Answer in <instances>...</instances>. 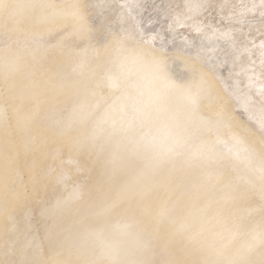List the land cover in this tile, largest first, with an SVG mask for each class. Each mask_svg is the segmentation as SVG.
Masks as SVG:
<instances>
[{"label":"bare ground","instance_id":"6f19581e","mask_svg":"<svg viewBox=\"0 0 264 264\" xmlns=\"http://www.w3.org/2000/svg\"><path fill=\"white\" fill-rule=\"evenodd\" d=\"M30 1L0 0V264L262 261L264 243L251 239L256 231L246 235L242 220L248 213L264 217V149L241 134L197 61L176 50L163 56L153 46L138 48L128 33L101 42L98 27L83 20L90 0ZM46 18L54 21L44 24ZM77 48L83 51L76 54ZM184 93L185 103L201 102L196 116L179 107ZM172 100L181 105L168 106ZM184 113L211 119L209 143L187 141ZM229 150L227 174L221 171L234 192L226 185L221 208L209 190L215 183L203 188L199 173L197 181L183 174L204 154L214 168ZM177 166L188 170L175 183L168 176H179ZM190 186L201 193L194 196ZM232 195L243 206L229 201ZM209 197L214 212L193 211ZM231 205L240 209L232 218L226 214ZM211 212L230 237L218 236Z\"/></svg>","mask_w":264,"mask_h":264},{"label":"rangeland","instance_id":"374dc122","mask_svg":"<svg viewBox=\"0 0 264 264\" xmlns=\"http://www.w3.org/2000/svg\"><path fill=\"white\" fill-rule=\"evenodd\" d=\"M90 1H91L89 3L90 5L87 7V9L91 8L92 9L91 13H88L90 12V10H87V9H85L86 11L84 10V4H81L83 5L81 6V9L82 7L83 9L82 10L80 9V11H83V12L85 11L87 13V17H85L83 20L87 22H91L93 26L94 25L96 26V27L94 26V28L97 29L98 27V29L101 31V37H100L101 42L106 39L105 37L107 38L111 36L116 37L121 34L128 33L129 35L131 34L130 40L133 41V43L138 48L140 47L137 44H140L142 45L141 47H145V48H148V47L151 48L153 46V47H156L158 51H160L162 54L165 53L163 54V56L166 54L168 55V53L171 52L172 50L174 51L176 50V52L180 53L182 56L192 59L194 60V62L197 61L199 68L205 74H207L209 79H211L212 82L214 83L215 89L218 92V95L220 97V101L221 103H223L222 104L223 107L225 106V110L227 109L226 111H228L227 113L229 114V116L231 118L233 117L232 119H235L234 122L238 125V130L240 129L241 134H243L246 137H249V139L255 141L258 144L261 143L260 145L262 149H264V0H95V1L90 0ZM28 2H27V5L29 6L33 4L32 3L30 5V3ZM30 2H32V0ZM22 3H25V2H22ZM23 5L25 4H20L17 6V8H19L20 6L23 7ZM3 6L2 8H6ZM0 8H1V5H0ZM47 9L48 8L46 7L42 9V11H44V14ZM27 12L30 13L28 10ZM27 12H26V15H28ZM36 14L38 15L37 12ZM49 19L46 18L45 20L46 22L44 24H49L51 22V18ZM83 20H81L80 22L82 23ZM53 21L54 20L52 19V22ZM110 26H111V29H110ZM119 26L120 28L118 29ZM143 33H145V35H143ZM77 37L79 36L77 35ZM85 38L81 37L82 39L81 41L84 42L83 40H85ZM42 39H40L41 41L39 40L40 41L39 43L43 41ZM86 40H87L86 42L88 43L89 40L87 38ZM87 43L85 44L88 45L89 47H91V45L92 46L95 45V47L98 46L97 44L98 42H96L94 39H92L90 43L88 44ZM85 44L84 45L82 44L79 46H85ZM80 50L83 51L82 48L81 49L77 48L74 51L78 52L76 54H80L79 53ZM119 50L120 49H117V52L115 53L114 51V53L118 54ZM161 53L160 55H162ZM42 61L44 62V60ZM58 64H60L59 67L60 66L62 67L60 68L61 70H63V72H65V74H68V72L71 73L69 70H67L68 69L67 65L61 64L60 62H58ZM84 79L82 78L81 80H84ZM186 86L187 85H185V87L183 88V92L187 88ZM181 96L183 98L181 102H184L186 94L184 93ZM196 101H199V100L196 99ZM196 101L194 102L191 101L193 105L191 104V102L189 103L184 102L185 105L183 104L182 106H179V107L185 108V106H189V109L191 108L192 112L193 110H195L194 111V114H195L196 111L200 110V106H202V105L198 106L201 102L199 101L195 103ZM179 102H180L179 100H176V101L172 100L168 106L175 107V105H181L179 104ZM190 105H192V107ZM193 106H194V109H192ZM195 106H197L196 108L198 107L199 108L196 109ZM194 114L191 116L192 118L189 116L187 117L188 114L186 113L183 114V116L188 118V121H190L188 126L185 127L186 128L185 131L190 132V133L187 132L186 137H188V135L191 134L189 136L190 139L189 138L187 139L189 140L193 139L192 142L189 140L187 141L191 144H194L199 139L197 141V144L198 143L201 144L202 140L207 141L206 143H209L207 140L208 137H206V134L209 132L208 129H210L212 126L211 119L207 117L201 118L200 116H199L200 120L197 119L198 117L194 119V117L196 116V114L195 116ZM204 118L207 121L210 120L209 121L210 123L205 121ZM195 121L197 122L195 123ZM205 122L207 124L209 123L208 126L209 125L210 126L208 127ZM193 124H196V125H193ZM201 125H203L204 127L206 126L207 129L206 127L202 128L203 126ZM202 129H204V131H202ZM197 137L198 139H196ZM197 144H194V145L195 146L200 145V144L198 145ZM231 152H233L232 149H231ZM204 155L203 156L201 155L200 157H198V161L196 160V163H195L196 165L191 163V165H194V167L195 168L197 167L199 170L192 167L188 173L183 174V175H186L184 176L185 178L184 180L187 181L189 177H191V178H195L194 181H197V178H196L197 175L195 174L199 173L201 177L200 181L203 182V179H207V180H204L203 184L202 182L201 184H199L201 185V187L204 188V186H207V183H208V186L209 185L211 186L210 183H215V185L212 184L211 186L212 189L210 187H208V189L210 188L209 190L211 192H213L214 190V193H216V195H214L215 197L214 196L213 197L214 198L218 197L219 200L217 201L220 203L215 201L212 197L207 198L208 200L207 202L202 201L197 204L195 203V207L194 208L192 207V209L193 211H195L194 209H196L195 212L197 214L199 213L200 210L204 212L205 210L203 209L205 207H207L206 209L212 208V205L210 207V204L211 203L213 204V201H215L214 204H217V205L222 204L220 205L222 208L223 205H226L225 204L226 202L224 201L221 202L222 198H224L223 196L229 194L230 191L234 192L232 185L229 184L230 180L228 178V175H226L227 182L223 181L226 179L225 174H227V171L225 173V169L228 168L230 164V159H231L230 157H232L231 156L232 153H230V150H229V153L225 152V154L220 155L221 156L220 164L223 163V165L221 166L220 164L216 163L214 165V168H213V165L209 164V161H208L209 158L207 157L208 155L207 156H204ZM201 157L203 160L204 159L206 160L204 161L206 162L205 164L204 162H202L203 160L201 159ZM206 158H208V160ZM224 161H227V162L224 163ZM226 163H228V165ZM206 165L208 166V168H209V165L212 168V169L210 168L211 172L207 171V173L209 172L208 174H206V170H207ZM186 166H184L185 167L184 169L181 168L182 166L181 167L177 166L176 168H173L174 173L175 171L178 170L177 175L179 176H176V177H179L178 179L176 177L175 178L172 177L173 175L172 173H169L168 177L171 178L175 183L177 180L181 181L183 176L180 172H185L188 170L187 168L190 167V165L188 167ZM199 166H201V168ZM217 169L219 172L218 173L219 178L217 177L218 175L214 177V175L217 174L216 172ZM196 170L199 172H197ZM202 170L203 172L201 173ZM191 171L194 172L193 175H191L192 174L190 173ZM201 174L203 175L201 176ZM205 175L207 176L205 177ZM211 175L214 177V179L211 177ZM215 178H217L216 181L221 178H223V180L222 179L219 180L220 181L219 183V181L217 182L215 181ZM226 185L227 187L229 185V188L231 187L230 188L231 190L227 188ZM217 186H218L219 191H217ZM219 186H222L221 190ZM190 187L191 188L188 190L190 191L191 194H194V196H196V194H198L196 192L200 191V190L197 191L199 187L198 188L197 186L196 187L190 186ZM186 188H189L188 185L187 186L185 185L183 189L186 190ZM223 190H226V191H223ZM218 192H220V194ZM178 196L180 199L181 196L180 195ZM233 196L234 195H232L229 201L234 200L238 196L240 200L242 199L240 195L238 196L236 195L235 197ZM206 197L204 198L205 200H206ZM239 198H237L236 199L237 202H235L238 206L231 205L230 206L231 211L229 209L227 210L228 213L226 212V214L228 215V217L232 218L233 217L232 215L238 214L240 209H238L237 207L243 206L241 203H239L240 201ZM211 211L214 212L213 210ZM212 212L209 217L212 219V220L210 219L211 224L215 226L214 229L216 230V232L219 230L217 232L218 234L220 233L223 234V235L220 234L218 236L222 238H224L223 236L230 237L231 232L225 231L226 227H225V224H222L223 223L222 219L217 214H214V217H213ZM231 212H233L234 214ZM229 214L231 216H229ZM250 214L251 213L247 214L248 215L247 218L249 217L248 219L245 218L244 216L243 218L245 219L242 220L247 225V227L242 221H241V224L242 223L244 224V225L242 224L244 229L248 228V232L246 234L248 237L250 234H254L255 233L254 231L257 232L255 233L256 235L254 234L255 236H253L251 239L256 242L260 241L261 243L259 242L258 244L261 246L264 243L263 241L264 240V235H263L264 230H262L264 229L263 227L264 217L262 215L259 216V214H256V213H254L255 216L254 214H251L252 216ZM246 220L247 222H245ZM250 220L253 223H255L254 225H257L255 226V228H254L253 223ZM220 224L222 225V227ZM249 224L251 225L249 226ZM223 226L225 227V229ZM260 228H261V232H258ZM226 232L228 233V235ZM259 234H260L261 239L258 237ZM219 237L217 239L221 240V238ZM253 238H255V240ZM262 246H264V244ZM240 248H238V246L237 247L235 246V249L234 248L233 249L236 252H242V249ZM261 250H264V247L263 248L261 247ZM262 253L264 254V252ZM262 259H263L262 261L261 260L257 262L254 261L255 263H251V264H256L258 262H259L258 264H263L264 255ZM244 260H246V258ZM244 264H247V261H244Z\"/></svg>","mask_w":264,"mask_h":264}]
</instances>
